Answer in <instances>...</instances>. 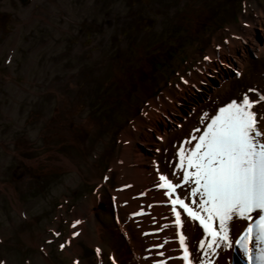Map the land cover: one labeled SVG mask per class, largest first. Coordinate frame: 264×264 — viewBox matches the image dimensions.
<instances>
[{
    "label": "rangeland",
    "instance_id": "rangeland-1",
    "mask_svg": "<svg viewBox=\"0 0 264 264\" xmlns=\"http://www.w3.org/2000/svg\"><path fill=\"white\" fill-rule=\"evenodd\" d=\"M125 1L0 0V264H74V255L63 248L67 222L98 186L89 185L81 173L51 172V163L61 161L55 152L78 160L83 173L106 172L123 147L122 131L143 116L152 100L182 86L184 78L191 82L199 76L208 50L231 40L247 16L264 8V0H136L132 6ZM258 71L264 72V57L247 64L241 78L225 73L220 81L227 83L205 103L209 80L191 85L177 105L187 120L182 127L175 124L180 132L169 135L163 156L182 144L192 127L204 131L205 114L244 95L264 94ZM77 107L79 117L71 122ZM253 110L264 114V104ZM72 140L84 148L70 145ZM171 160H161L164 171L173 172ZM109 185L115 188V178ZM100 191L107 242L101 263L113 264L108 251L113 245L118 261L127 264L129 242L112 230L117 223L110 193L103 186ZM228 227L232 239L239 226ZM76 246L82 263L98 256L86 243Z\"/></svg>",
    "mask_w": 264,
    "mask_h": 264
},
{
    "label": "bare ground",
    "instance_id": "bare-ground-1",
    "mask_svg": "<svg viewBox=\"0 0 264 264\" xmlns=\"http://www.w3.org/2000/svg\"><path fill=\"white\" fill-rule=\"evenodd\" d=\"M254 14L255 16H247L241 22L242 28H239L238 31H233L231 40L223 42L219 47L215 46L208 50L206 53L207 61L198 72L199 76L193 77L194 79H191V82L184 78L182 86L175 90L166 91L163 96L152 100L148 105L149 107L145 109L143 116L136 119L132 127H127L122 131L119 141L123 147L114 156L106 172L102 173L97 170L94 171L93 175L89 172L83 173L78 167L80 165L78 160L76 163L74 159L66 158L55 152L56 158L61 161L58 162L56 160L51 163V172H77L79 175L81 173L83 179H88L87 183L89 185L98 186L96 194L93 195L94 197L89 202L87 200L83 202L77 210H73L71 213L72 220L70 223L67 222L70 225L69 236L63 248H68V251H66L68 256L74 255L73 257L76 258L74 264H77V262L78 264H85L81 260L82 250L79 246H76L78 243H86L96 251L100 249V254L95 259L92 258L87 261L86 264H102L101 254L103 248L107 245V242L103 239L105 228H103L101 223L102 214H99V208L102 205H100V202L98 204V199L101 197L100 187L102 188V186L109 190L110 200L114 207L111 215L115 217L117 226L112 228V230L117 232V234L124 235L129 242L131 254L127 259V264H183L180 259H169V257H179L182 253L178 237L176 236L177 229L174 226L175 217L171 212L170 201L172 197L169 198L165 195L166 191L163 188L157 187L159 174L167 175L173 184H177L181 182L177 177L182 176L183 173L178 172L177 176H173L172 173L164 171L159 166V163L162 161L168 163L170 156H172L170 163L172 169L180 167L181 162L177 155L180 148H193L197 141L185 142L190 141L192 136L201 135L203 130L198 126L192 127L191 132L184 137L182 144L178 143V145L176 144L173 147V152L168 150L167 154L163 156L162 149L167 146L169 135L179 134L180 130L175 127V124L178 122V125L182 127L183 121L187 120V116L178 110L177 105L180 104L178 99L185 95L184 92L191 88V85L198 86L199 82L201 84L208 79L209 88L205 92L208 96L204 101L211 100L219 92L220 87L227 83L226 78L220 81V77L225 73L231 75L235 70L242 71L255 58L264 57V8ZM258 76L261 78L263 76L264 79V72L258 71ZM186 82L189 83L186 84ZM68 103L69 101H65L66 105ZM78 107L81 110L80 106ZM78 107L77 111L74 109L69 116L71 122L73 117H79ZM188 112L189 115L192 113L190 110ZM216 114L218 112L209 113L207 116L211 117ZM204 121L210 122L206 116ZM198 129L199 131H197ZM67 138L70 140L69 137ZM69 144L84 148L81 144L76 143L75 140H72ZM97 150L98 147H94V151L97 152ZM89 163L90 166L94 164L92 161ZM157 166L159 167V174ZM34 167L37 168L38 164L35 163ZM112 178H115L116 181L114 189H111L109 185ZM71 183L72 185L77 184L74 179ZM77 185H75L76 189L78 188ZM67 189L70 190L71 185L67 186ZM180 196L182 195L180 194ZM14 198L19 204L16 194H14ZM110 200L106 201L107 204ZM185 201L189 202L188 199ZM70 202L71 200L66 201L65 211L70 208ZM105 204L104 202L103 205ZM16 209L19 214L23 215V209L20 204ZM177 211L181 213L183 223L180 231L186 236V246H188L189 250L193 252L198 248V241L200 239L205 240L204 251L208 252V255L204 256L203 252L196 251L195 256L190 258L191 264H195L196 260L201 259L202 261H207V264H255L253 258L258 254V244L250 241L247 250L237 249L234 246V239L229 241L232 244L231 248L224 245L219 248L214 246L215 255H213V249L207 248L211 237H206L199 225L185 216L179 207H177ZM140 213H145V216L139 218L138 215ZM258 215L259 213H253L251 221H241L238 218H234L233 221L229 222V225L239 226L233 231L235 232L234 234H237L235 236L240 234H238V230L242 232ZM165 224L168 225L167 228L162 227ZM129 228L137 236L135 240H132L128 232ZM214 228L218 230L217 222L214 223ZM91 231L93 234L96 233L95 238L89 236L92 233ZM145 233H148V235H145ZM196 237L197 240H195ZM165 239L169 241L167 244L164 243ZM108 245H112L111 242ZM159 245H163L161 251L157 250ZM112 246L108 249L110 260L112 263L115 261V264H121L116 255L117 250ZM160 253H163V255ZM162 261H165V263H161Z\"/></svg>",
    "mask_w": 264,
    "mask_h": 264
},
{
    "label": "snow or ice",
    "instance_id": "snow-or-ice-1",
    "mask_svg": "<svg viewBox=\"0 0 264 264\" xmlns=\"http://www.w3.org/2000/svg\"><path fill=\"white\" fill-rule=\"evenodd\" d=\"M257 104H264V94L255 99L244 95L219 108L214 116L205 114L210 120L206 129L201 135L192 136L190 141L185 142L195 140L197 143L191 149L181 147L177 153L181 165L174 168L172 175L182 172V176L177 177L180 183L173 184L167 175L159 174L157 166V187H166L165 195L169 198L177 188L190 185L186 196L176 195L175 199H171V212L175 217L174 226L182 254L169 259H180L183 264H190L189 258L194 257L196 251L208 255L204 251V239H200L198 248L190 253L186 236L180 231L182 220L181 213L177 211L178 205L192 222H199L206 237H211L207 248L213 249V255L214 246L232 247L229 222L234 218L251 221L252 214L259 213L235 244L245 250L250 241L258 244V254L253 259L255 264H264V114L253 110ZM186 199H190L195 210L185 203ZM215 222H218V230L214 228ZM162 227L167 228L168 225ZM168 242L165 239L164 243ZM97 254H100V249H97ZM195 264H207V261L196 260Z\"/></svg>",
    "mask_w": 264,
    "mask_h": 264
},
{
    "label": "flooded vegetation",
    "instance_id": "flooded-vegetation-1",
    "mask_svg": "<svg viewBox=\"0 0 264 264\" xmlns=\"http://www.w3.org/2000/svg\"><path fill=\"white\" fill-rule=\"evenodd\" d=\"M6 136V135H5ZM15 142H18L17 140L15 141ZM11 145H13V144H11ZM14 145H15V147L17 146V143H14ZM0 147H1V144H0Z\"/></svg>",
    "mask_w": 264,
    "mask_h": 264
},
{
    "label": "water",
    "instance_id": "water-1",
    "mask_svg": "<svg viewBox=\"0 0 264 264\" xmlns=\"http://www.w3.org/2000/svg\"><path fill=\"white\" fill-rule=\"evenodd\" d=\"M23 2H26L27 0H22Z\"/></svg>",
    "mask_w": 264,
    "mask_h": 264
}]
</instances>
